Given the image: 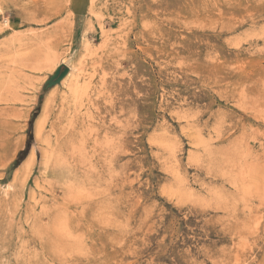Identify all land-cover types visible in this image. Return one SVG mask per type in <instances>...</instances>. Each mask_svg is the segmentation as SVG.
Listing matches in <instances>:
<instances>
[{"label": "rangeland", "instance_id": "374dc122", "mask_svg": "<svg viewBox=\"0 0 264 264\" xmlns=\"http://www.w3.org/2000/svg\"><path fill=\"white\" fill-rule=\"evenodd\" d=\"M260 68L264 0H0V264H264Z\"/></svg>", "mask_w": 264, "mask_h": 264}, {"label": "bare ground", "instance_id": "6f19581e", "mask_svg": "<svg viewBox=\"0 0 264 264\" xmlns=\"http://www.w3.org/2000/svg\"><path fill=\"white\" fill-rule=\"evenodd\" d=\"M70 74L71 73H69V75H67L66 78H68L70 76ZM263 74H264V68L255 69L252 72L251 77L259 78V77H262ZM74 97L76 98V100L79 98L77 95H75ZM75 102H77V101H75ZM75 102H74V104H75ZM75 115H76V112H75ZM72 116L73 115L66 113L64 115L63 119H61L60 127L61 126L62 127H61V129H59L58 137L56 138L57 144L54 147V150L46 158L47 162H49L51 165H53L52 167H53L54 172L56 174L55 176L62 175L63 172H65L64 170L66 168L67 162H69L70 159H73L74 155H76V153H78L80 151L81 145L78 143V140H80L78 137V131H77L78 127H77V124L75 123V118L73 119L74 116L73 117ZM43 123H44V121L41 123L37 122V124H36L37 131H39V129L42 127ZM54 127H53V130L55 129ZM79 145H80V147H79ZM33 164H34V155H33V158H31L29 160V162H27V168L30 169L33 166ZM27 172H28V170H27ZM15 180H16V178H15ZM10 238H11V233L7 232L6 230L5 231L0 230V246L2 244L3 247H6L7 249L10 248L11 247L10 242H9ZM41 245L43 246V243H41ZM5 258H7V257L0 255V263L2 260L4 261Z\"/></svg>", "mask_w": 264, "mask_h": 264}, {"label": "water", "instance_id": "95a60500", "mask_svg": "<svg viewBox=\"0 0 264 264\" xmlns=\"http://www.w3.org/2000/svg\"><path fill=\"white\" fill-rule=\"evenodd\" d=\"M69 74V69L65 68V70L62 72V67H59L55 74L49 79V81L46 83V86L48 88H53L56 85H59Z\"/></svg>", "mask_w": 264, "mask_h": 264}, {"label": "trees", "instance_id": "16d2710c", "mask_svg": "<svg viewBox=\"0 0 264 264\" xmlns=\"http://www.w3.org/2000/svg\"><path fill=\"white\" fill-rule=\"evenodd\" d=\"M41 105H42V100H40L39 101V105H38V107H37V110H36V112H35V114H33V116H32V118H31V120H30V123H29V125H30V128H29V141L27 142V149H29L30 148V140L32 139V136H31V129H32V124H33V122H34V120L37 118V116H38V112H39V110H40V108H41ZM19 164H16V167L18 166Z\"/></svg>", "mask_w": 264, "mask_h": 264}]
</instances>
